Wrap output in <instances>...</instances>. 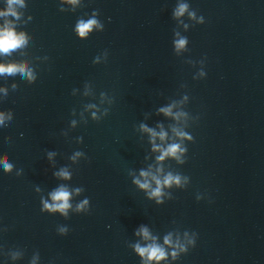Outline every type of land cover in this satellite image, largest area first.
<instances>
[{
    "label": "water",
    "instance_id": "water-1",
    "mask_svg": "<svg viewBox=\"0 0 264 264\" xmlns=\"http://www.w3.org/2000/svg\"><path fill=\"white\" fill-rule=\"evenodd\" d=\"M181 3L195 18L173 15ZM14 7L0 27L26 43L0 64L33 78L0 75V159L13 165H0V264H146L135 245L152 242L167 253L159 264H264V0ZM141 125L167 135L153 141ZM173 143L180 159L157 160L154 144ZM141 171L161 180L159 196L151 176L148 189L134 183ZM169 174L179 184H163ZM61 186L67 216L42 211Z\"/></svg>",
    "mask_w": 264,
    "mask_h": 264
},
{
    "label": "clouds",
    "instance_id": "clouds-1",
    "mask_svg": "<svg viewBox=\"0 0 264 264\" xmlns=\"http://www.w3.org/2000/svg\"><path fill=\"white\" fill-rule=\"evenodd\" d=\"M71 3H76L77 0H70ZM8 7L4 11H0V17H7L9 15L19 18V14L17 13L15 9V5L23 6V0H7ZM189 5L185 3H181L177 6L175 9L173 15L177 18L183 16L186 12H188ZM188 15L191 18H195L194 12H188ZM201 22H203L201 18ZM94 26H98V21L95 18L89 19L87 21L80 20L77 23L76 26V32L80 36V38H86L88 33L93 29ZM26 43L25 36L21 34H17L14 27L11 26L10 21H6L5 25L3 27H0V53L8 54L11 51L23 46ZM187 43L186 38H180L175 41V48L176 50L183 49ZM16 73H20L22 76L32 79V72L26 68L25 65L20 64H0V75L2 74H8V75H14ZM161 112H163L165 115H173L171 107L168 108H162L160 109ZM181 114H176V118L178 119ZM5 116L3 113H0V124L4 123ZM141 128L143 131L148 132L150 136L152 137L153 141L157 137L161 141H163L166 137V133L161 130L160 132H156L154 129L148 128L145 125H141ZM173 131L176 133L179 137L186 136V133L178 130L173 129ZM154 150L159 151L161 154L157 157V160H164L165 157H174L177 160L180 159L178 153L182 152L183 149L180 147L179 144L173 143L168 145L166 148L160 147L154 144ZM51 155V154H50ZM79 155V153H77ZM0 165L3 166V169L5 172H11L13 165L8 163L7 157L5 156L3 159H0ZM59 176L64 178H69V173L66 170H61L58 173ZM140 176L143 177V182L141 179L137 178L134 180V183L137 184L141 189H148L150 188V184L148 182V178L151 176V179L154 180L157 184V188L152 191L151 195L153 196H159L160 195V185L161 180L158 179L155 175H151L150 172L141 171ZM180 177L176 176L173 177L171 174L167 175L164 180L163 184L170 185L172 183L179 184ZM79 192V189H77V193ZM51 201L52 203H49L48 201H44V209L48 210L50 212H56L59 211L62 215L67 216V210L71 207L69 201L71 197V193L63 186L58 188L57 190L53 191L51 194ZM87 200L83 201L81 204L77 206V210H81L87 205ZM61 233H65L67 229L61 228ZM138 235H142L145 241L153 240L150 236V233L147 228L142 227ZM164 243L170 244V238L166 237ZM194 243V241H192ZM186 250V249H182ZM135 251L139 254V256L146 261V264H150V262H156V264H159L160 261L166 259L167 253L163 247L156 244L155 242L148 243L146 246H141L140 244L135 245ZM173 257L176 256V253H172Z\"/></svg>",
    "mask_w": 264,
    "mask_h": 264
}]
</instances>
